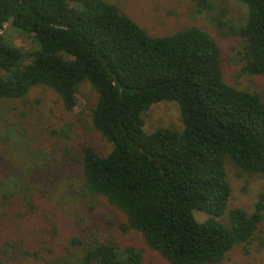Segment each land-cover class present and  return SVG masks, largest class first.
<instances>
[{"label":"trees","instance_id":"obj_1","mask_svg":"<svg viewBox=\"0 0 264 264\" xmlns=\"http://www.w3.org/2000/svg\"><path fill=\"white\" fill-rule=\"evenodd\" d=\"M191 1L199 13L213 8ZM240 1L247 21L230 33L242 39L243 72L264 75V0ZM222 63L218 40L204 29L153 36L108 0H0V104L44 85L73 111L88 83L92 124L111 150L86 145L71 157L82 164L84 195L122 211V229L172 264H221L237 246L264 247V186L252 212L228 209L226 167L231 161L239 174L264 179V100L227 83ZM159 102L179 106V130L146 129L144 113ZM33 196L7 197L0 221L15 228L18 209L36 208ZM9 239L0 235V264L16 248ZM72 264L146 263L134 247L96 240Z\"/></svg>","mask_w":264,"mask_h":264},{"label":"rangeland","instance_id":"obj_2","mask_svg":"<svg viewBox=\"0 0 264 264\" xmlns=\"http://www.w3.org/2000/svg\"><path fill=\"white\" fill-rule=\"evenodd\" d=\"M108 1L153 36L170 35L188 26L209 32L222 50L224 80L258 93L264 100V75L243 72L242 39L230 33L247 21L248 8L240 0H211L213 8L202 13L191 0ZM14 37L18 46L29 48L28 39ZM95 98L92 87L83 83L77 105L68 111L55 91L37 85L23 99L0 104V216L1 209L5 210L3 201L9 196L34 195L36 205L31 212L28 207L20 208L22 216L18 209L13 229L9 222L0 221V235L6 240L11 235L8 241L17 243L14 250H7L6 264H72L78 253L96 240L134 247L141 251L146 264H172L150 249L140 233L122 229L126 220L122 211L102 196L84 195L82 164L71 157L79 158L86 145L102 154L111 150L91 121ZM144 121L148 131L161 127L179 130L182 126L175 102L153 104L144 113ZM226 167L232 187L228 209L242 207L252 212L264 179L239 174L231 161ZM196 216L199 220L207 218L204 213ZM262 227L259 235L264 236V222ZM73 238L82 244L75 245ZM221 264H264V247L258 241L237 246Z\"/></svg>","mask_w":264,"mask_h":264}]
</instances>
